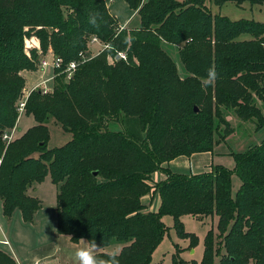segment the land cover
I'll return each instance as SVG.
<instances>
[{"label": "trees", "instance_id": "16d2710c", "mask_svg": "<svg viewBox=\"0 0 264 264\" xmlns=\"http://www.w3.org/2000/svg\"><path fill=\"white\" fill-rule=\"evenodd\" d=\"M125 1L140 16L136 28L116 29L106 0H0L4 213L11 216L19 208L32 221L41 201L27 193L28 187L50 175L58 187L59 233L74 242L95 241L98 248L122 243L118 253H95L98 259L115 254L119 264H163L152 260L167 230L162 216L172 215L180 236L194 247L198 237L185 231L181 220L190 214L217 217L219 233L207 232L200 262L177 252L173 264H264V139L231 153L233 169L215 164L211 172L182 174L162 167L180 155L213 151L221 123L230 135L223 109L256 120V130L264 128V22L231 20L206 4L264 0ZM242 34L250 38L240 39ZM92 36L111 47L82 58L92 51ZM163 42L180 46L184 78ZM49 49L63 60L54 89L30 92L25 110L36 124L8 141L4 136L16 127L25 95L22 72L37 70L40 55ZM117 52H125L126 59L117 60ZM73 60L79 64L65 81L62 70ZM210 70L216 79L209 84ZM50 118L72 132V140L50 148ZM112 122L121 128H106ZM157 170L166 178L152 183ZM233 174L241 179L235 195ZM154 192L160 206L145 210L142 198ZM0 264L17 262L0 250Z\"/></svg>", "mask_w": 264, "mask_h": 264}, {"label": "rangeland", "instance_id": "374dc122", "mask_svg": "<svg viewBox=\"0 0 264 264\" xmlns=\"http://www.w3.org/2000/svg\"><path fill=\"white\" fill-rule=\"evenodd\" d=\"M106 1H107V5H109L108 3L111 4V7L109 9L111 14L114 16L117 15L118 17L120 16V19H118L120 20V22H125L133 13V11L128 6L125 0H110V1L106 0ZM206 4L208 8L212 11V13L227 16L231 20L252 19L255 21L264 22V4H251L248 1H245L242 4H237L234 1H228L223 5H217L213 1H207ZM116 6H120L121 7L120 10H118ZM134 15L135 14L132 15L133 19L129 24L130 27L128 29L134 28V26L137 25L139 21V16L138 15L134 16ZM120 27L121 26L117 25L116 29L119 30ZM93 37L96 36H92L91 39H89L88 41V45L92 50L91 52L87 53L88 56L95 52H98L99 49L101 48L98 44H97L98 46H96V44H94L93 41H91ZM247 38H250L248 34H242L240 36V39H247ZM32 39H36V38L32 37ZM31 41L33 42L34 40L27 41L28 45L32 43ZM162 48L176 63L180 77L184 78L186 76V71L180 58V53H179L180 46L168 42H163ZM44 55L45 53L40 55L39 63ZM116 59L118 60L124 58L116 57ZM42 74H44V76ZM57 74L59 75V72L57 70H54L52 67H49L45 71L40 70L39 67L37 70L26 71L24 73L26 79L25 89L30 90L35 84L39 83L40 81L42 82L45 79H48L46 85L50 88V90L53 91L55 85V77ZM53 76L54 78H51ZM222 115L226 119V121L230 123L233 132L230 135L225 136L224 134L225 124L223 123L219 124L218 119L217 118L215 119V123H216L215 125L216 126L217 124L219 125L217 126V129L214 132L213 138H214V142H219L218 144L222 143L218 147L219 151L227 150V152H231V153L245 152L249 148L260 144L261 141L264 139V128L260 130H256V124H255L256 120H242L235 114L233 110L230 109L227 110L223 109ZM28 122L31 123L33 122V124H36L33 115H27L26 110L21 111L17 121V127H18L17 132L14 133V128H13L7 133L8 135L12 134L11 136H13L10 140L20 137L22 130H25L27 128ZM47 125L50 131V139L48 142V146L50 148L60 147L66 144L67 142H69L70 140H72L73 133L64 130L63 127L54 120V118H50L47 122ZM106 128L115 129V128H121V126L119 125V123L112 122V123H108L106 125ZM35 155L38 154L36 153ZM226 162L229 163L230 168L233 165H235L234 157L230 156ZM165 163L162 164V167H164ZM211 170L209 172H211ZM48 184L50 185L49 193L45 196V198L47 200H53L55 203L56 193L58 191L57 187L53 185L51 182H48ZM240 185H241V179L236 174H233L232 194L235 195ZM152 194L153 193H151V195ZM181 220L183 222L184 230L189 233L195 234L198 237V243L194 247H191L190 238L181 237L179 231L174 227L175 224L174 217L170 214L163 215L162 221L166 225L167 230L165 231L162 240L153 251L152 254L153 262L163 263V264H173L174 254H176L177 252H179L180 256L187 261L196 260L197 262H200L204 254V245H205L204 241L207 232L210 229H213L215 236H217L219 233L216 226L217 217L213 219L210 216L197 217L194 215L186 214L181 217ZM122 246H123L122 243L115 241L109 246L105 247L104 249L107 250L108 252H114L115 248H119V247L121 248ZM216 261L218 262V259ZM250 264L253 263L251 262Z\"/></svg>", "mask_w": 264, "mask_h": 264}, {"label": "crops", "instance_id": "0c3cea01", "mask_svg": "<svg viewBox=\"0 0 264 264\" xmlns=\"http://www.w3.org/2000/svg\"><path fill=\"white\" fill-rule=\"evenodd\" d=\"M108 4L110 9L111 4ZM116 8L120 10L121 7L116 6ZM131 10L133 13L125 22H120V20H118L120 19V16H115L119 26H124L125 28L130 27L129 24L133 19L132 15H138L135 9L131 8ZM139 25L140 16L139 21L134 28ZM94 44L101 47V44L98 42H95ZM26 71L29 70H24L22 72L23 76ZM42 75L44 76V74ZM33 125H35L33 122H28L27 128L22 130L20 135ZM17 130L18 127L16 124L14 133H16ZM221 144L222 143L216 145L214 151L197 152L190 156L180 155L175 159L166 162L164 167L175 173L182 174L208 172L215 164H222L227 167L229 166V163L226 161L230 156L233 157V155H231V152H227V150L219 151L218 147ZM234 166L235 165L231 168L229 166L228 168L233 169ZM165 178V173L161 170H157L151 174L150 181L152 183L159 182ZM48 182H51L57 187V185L52 182L50 175H48L44 181L34 182L28 187L27 193L30 196L37 197L41 201V206L35 212L32 221H26L19 208L15 209L11 216H7L4 213L3 200L0 198V250L5 251L12 256L17 264H78V261L75 259L76 250L88 247V244L86 243V241H88L87 239H81L79 242H74L70 235L58 232V191L57 193L55 191V203L53 200H47L45 196L49 193L50 188ZM142 202L146 205L145 210L157 211L161 200L158 192H154L152 195L149 193L144 196ZM121 248H115L114 252H120ZM102 251L108 252L104 248H97L93 250V253L95 254Z\"/></svg>", "mask_w": 264, "mask_h": 264}, {"label": "built area", "instance_id": "2783aa9c", "mask_svg": "<svg viewBox=\"0 0 264 264\" xmlns=\"http://www.w3.org/2000/svg\"><path fill=\"white\" fill-rule=\"evenodd\" d=\"M123 28H125V27L124 26H121L119 28V30H121ZM91 41H93V43L98 42V43L101 44V48L99 49V51L102 50V49H104V48H110L111 47L107 43H101V41L98 39V37H93ZM87 53H88V51L81 53V57L82 58L89 57L87 55ZM116 57L117 58L121 57V58L126 59L127 55H126L125 52H117ZM78 64H79V61L73 60V61H70L65 68H63L62 72L65 74V81H69L73 77V75H74V73L76 71V68H77V65ZM38 67L42 71H45L49 67H52L54 70H58V69H61L63 67V60H62L61 57L56 56L54 54L53 50L50 49L48 51V53H46L43 56V58L40 60V63H39V66ZM51 78H54V76L51 77ZM47 81H48V79H45L42 82L40 81L39 83H37L36 85H34L30 90H26L25 89V95L22 97V99L20 100V103H19V111L20 112L25 110V104H26L27 98H28V96H29V94H30V92L32 90L37 89V88H41L42 91H43V93H49V92L52 91L46 85ZM11 135L10 134L9 135L6 134L4 136V138L10 140L13 137Z\"/></svg>", "mask_w": 264, "mask_h": 264}, {"label": "clouds", "instance_id": "9594fccd", "mask_svg": "<svg viewBox=\"0 0 264 264\" xmlns=\"http://www.w3.org/2000/svg\"><path fill=\"white\" fill-rule=\"evenodd\" d=\"M216 79V73L214 70H210L208 74V79L206 83H212ZM88 247L77 249L75 252V259L78 261V264H119V261L116 259L115 254L108 260L98 259L93 250L98 248V245L95 241H86Z\"/></svg>", "mask_w": 264, "mask_h": 264}, {"label": "water", "instance_id": "95a60500", "mask_svg": "<svg viewBox=\"0 0 264 264\" xmlns=\"http://www.w3.org/2000/svg\"><path fill=\"white\" fill-rule=\"evenodd\" d=\"M199 109L197 107H195V111H198ZM3 134V131H0V135ZM95 174H97V172H95Z\"/></svg>", "mask_w": 264, "mask_h": 264}]
</instances>
